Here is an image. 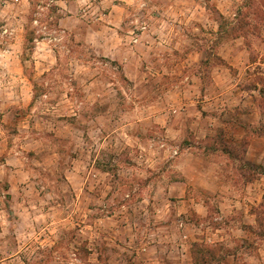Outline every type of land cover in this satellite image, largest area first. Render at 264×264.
Masks as SVG:
<instances>
[{
	"label": "clouds",
	"instance_id": "9594fccd",
	"mask_svg": "<svg viewBox=\"0 0 264 264\" xmlns=\"http://www.w3.org/2000/svg\"><path fill=\"white\" fill-rule=\"evenodd\" d=\"M0 264H264V0H0Z\"/></svg>",
	"mask_w": 264,
	"mask_h": 264
}]
</instances>
